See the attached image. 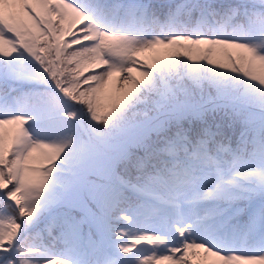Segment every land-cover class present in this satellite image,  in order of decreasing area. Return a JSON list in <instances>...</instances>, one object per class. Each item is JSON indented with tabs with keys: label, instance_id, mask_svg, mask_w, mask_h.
I'll return each mask as SVG.
<instances>
[{
	"label": "snow or ice",
	"instance_id": "1",
	"mask_svg": "<svg viewBox=\"0 0 264 264\" xmlns=\"http://www.w3.org/2000/svg\"><path fill=\"white\" fill-rule=\"evenodd\" d=\"M0 264H264V0H0Z\"/></svg>",
	"mask_w": 264,
	"mask_h": 264
}]
</instances>
